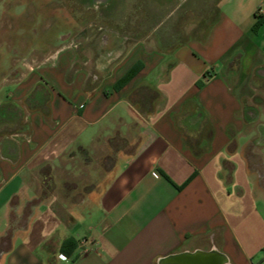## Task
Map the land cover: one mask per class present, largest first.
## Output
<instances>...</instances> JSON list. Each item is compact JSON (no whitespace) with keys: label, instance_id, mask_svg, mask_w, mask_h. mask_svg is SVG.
Masks as SVG:
<instances>
[{"label":"crops","instance_id":"0c3cea01","mask_svg":"<svg viewBox=\"0 0 264 264\" xmlns=\"http://www.w3.org/2000/svg\"><path fill=\"white\" fill-rule=\"evenodd\" d=\"M185 16L205 30L142 34L112 54L66 38L19 63L6 44L0 264H162L211 250L264 264V0ZM94 157L111 162L87 189Z\"/></svg>","mask_w":264,"mask_h":264},{"label":"rangeland","instance_id":"374dc122","mask_svg":"<svg viewBox=\"0 0 264 264\" xmlns=\"http://www.w3.org/2000/svg\"><path fill=\"white\" fill-rule=\"evenodd\" d=\"M108 4L109 0H0V63L5 67L10 62L6 58L7 43L17 47L21 63L28 58L32 46L52 50L66 38H86V47L99 56L123 48L142 34L169 35L176 31L187 35L205 30V22L192 29L174 15L166 19L169 10L158 0H118L114 10H108ZM215 5L216 0L196 1L193 7L196 20ZM128 137L129 144L124 148L131 150L138 136L132 132ZM94 158L92 172L83 183L91 185L87 189L97 187L111 162Z\"/></svg>","mask_w":264,"mask_h":264},{"label":"water","instance_id":"95a60500","mask_svg":"<svg viewBox=\"0 0 264 264\" xmlns=\"http://www.w3.org/2000/svg\"><path fill=\"white\" fill-rule=\"evenodd\" d=\"M227 258L217 250L183 252L164 258L161 262L172 264H226Z\"/></svg>","mask_w":264,"mask_h":264},{"label":"flooded vegetation","instance_id":"af4514ba","mask_svg":"<svg viewBox=\"0 0 264 264\" xmlns=\"http://www.w3.org/2000/svg\"><path fill=\"white\" fill-rule=\"evenodd\" d=\"M123 1V0H122ZM161 1L163 6L168 8V15L166 19L174 15V18H183L187 11L194 7V3L198 0H158ZM118 0H109V4L106 5L108 10H114L115 3ZM176 19V20H177Z\"/></svg>","mask_w":264,"mask_h":264},{"label":"trees","instance_id":"16d2710c","mask_svg":"<svg viewBox=\"0 0 264 264\" xmlns=\"http://www.w3.org/2000/svg\"><path fill=\"white\" fill-rule=\"evenodd\" d=\"M262 22V19H258V21L255 23L254 27H258ZM131 76V73L126 76V80ZM71 243H74L72 239H67L63 243V249H65L66 246H69Z\"/></svg>","mask_w":264,"mask_h":264}]
</instances>
